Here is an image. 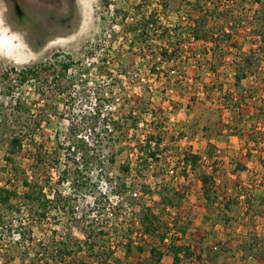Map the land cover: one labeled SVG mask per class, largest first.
I'll return each mask as SVG.
<instances>
[{"label": "trees", "instance_id": "16d2710c", "mask_svg": "<svg viewBox=\"0 0 264 264\" xmlns=\"http://www.w3.org/2000/svg\"><path fill=\"white\" fill-rule=\"evenodd\" d=\"M131 1L101 0L103 22L108 21L110 28L121 26L125 35L124 42H130L131 48L133 41L137 42L142 55L146 51L153 60H158V64L168 69L164 73L166 70L170 74L176 72L174 68L168 67L171 63L186 58L194 60L196 87L192 92L205 84L202 77L209 74L207 71L215 73L216 66L219 68L228 61L232 71L230 80L227 83L220 82L214 89L207 88L205 93L207 99L210 98V92L217 95V120H206L200 129L209 134L220 123L231 136L251 146L240 158L234 172L238 174L246 170L243 157L248 160L257 146H264V72H261L264 71V0H220L211 3V7L206 9L203 7L207 5L204 0H182V5L199 15L194 16L187 27H178L173 32L157 20L155 13H140L144 0L135 5L136 13L128 21L130 14L126 8L132 4ZM110 10L114 15L109 19L105 13ZM176 14L180 19L183 17ZM246 31L250 36L249 50L242 52L244 42L248 40ZM197 42H201L204 49L201 52L192 49L187 52L189 48L186 43L194 45ZM108 48L110 51L111 45ZM231 48H235L236 52L231 53ZM121 52L118 49L116 56L121 57ZM206 57L209 58L206 60L208 69L203 67ZM114 62L116 67L112 69L109 61L100 60L96 67L99 79L94 86L90 87V81L87 80L81 83L80 86L84 88L79 89L83 93H91L94 102L87 106L85 112L71 116L64 141L51 153L42 142L36 140L37 135L42 138L40 132L44 116L33 115V109L23 97H11L16 89L29 83L36 85L38 95L46 96V92L54 91V86L61 83V79L69 73L72 61L68 59L61 62L59 71L51 65H39L0 72V150L5 163V166H0V233L8 227L20 228L18 238L31 248L18 254L19 264H42L43 259L46 260L45 264H49L50 259L54 264H122L113 257L119 249L124 252V260L133 257L137 260L135 264H163L167 258L169 264H190L192 259L200 264H216L214 262L218 254L209 255L211 260L208 263V259H205L208 254H205L203 248L193 240L186 241L188 235L192 236L189 233L193 226L191 217L189 214L181 219L176 216L177 210L179 212L184 209L183 193L162 180L154 185L140 184L141 197L136 196L135 191L132 192L133 186L127 184L126 178L131 172L137 178L146 180L150 176L157 180L165 174L169 164L160 158L157 132H149L143 140L135 139V131L140 124H147L153 109L142 79L134 81L128 67L119 58L114 59ZM155 68L153 64L150 72L159 73ZM179 72L184 75L186 71ZM249 81H252L251 84ZM59 87L56 86L54 92L71 99L69 88L64 85ZM115 89L122 96L119 104L116 103L117 97L111 95ZM107 91L110 92L109 98L105 97ZM9 97L11 100L7 102ZM115 105L119 110L112 111ZM73 110L70 106L69 112ZM222 114L228 116L227 121L220 119ZM194 126L198 128L197 124ZM123 140L130 145L135 142L136 151L131 154H135L137 162L133 169L129 161L120 162L121 154L118 150L113 151L116 143L120 144ZM27 147L33 149V156L27 155ZM204 155L211 161V170L222 163L210 143ZM62 157L69 168L59 170L51 166L49 172L57 170V177H38L37 173L44 170L47 159L57 166ZM205 161L202 155L187 150L178 153L175 166L176 169L180 168L179 173L185 179L190 172L197 176L200 199L206 207L212 208L219 202L226 211L231 212L233 201L230 193L216 187L217 177L214 172L205 170ZM94 166L98 172L91 178L87 173ZM107 166H116L122 177L107 172ZM81 194L90 198L89 206L99 208L102 205L100 216L109 214L113 217L101 225L94 223V220L90 221L88 229L84 231L86 238L83 243L73 242L75 245H72L70 239L76 240L81 235L76 226V223H81V219L77 218L73 202ZM111 198L120 200L121 206L135 207L133 217L118 222V217L114 215L117 213L115 207L110 206ZM237 199L247 203L244 215L247 225L251 227H246L250 228L249 232L245 241L235 247L236 251L242 252L245 259L254 257L256 263L264 264V229L259 232L260 227L254 221L258 217L264 219V210H250L247 193L240 192ZM263 202H260V206ZM23 212H26L23 216L27 219L18 217L14 220L17 214ZM50 217L58 220V224L62 225L61 232L65 233L58 237L55 234L60 231L53 230V236L48 239L49 244L41 247L42 242H34L32 232L27 231L25 224L29 220L30 224H41ZM169 219H172V224ZM217 244L219 246L220 243ZM233 249L229 247L227 251L235 256ZM48 254L50 258L39 259L40 255ZM85 259L89 262H85Z\"/></svg>", "mask_w": 264, "mask_h": 264}, {"label": "rangeland", "instance_id": "374dc122", "mask_svg": "<svg viewBox=\"0 0 264 264\" xmlns=\"http://www.w3.org/2000/svg\"><path fill=\"white\" fill-rule=\"evenodd\" d=\"M204 1L207 5L203 7L206 9L211 7L213 2L217 3L220 0ZM166 2L168 0H144V3L143 0L131 1L132 4L127 5L126 8L130 14L128 21L135 15L137 7L135 5L139 3H143V7L140 8L141 14L155 13L157 20L166 25L172 32L173 29L178 27H187L191 22L190 20L199 15L194 10L182 5V0H169L165 5ZM102 11L101 0H0V72L9 71L10 68L21 69L39 65H51L56 71H59L61 62L70 59L73 63L69 73L58 84L60 87L64 85L69 88L71 99L64 98L62 94L59 95L54 92L55 87L58 86L56 85L57 82L54 91L53 89L49 90L46 92V96L38 95L36 85L31 83L16 89L12 93L13 97L11 98L23 97L28 101L33 109V115L40 114L44 116L40 132L42 138L37 135V142H42L45 149L51 153L59 143L64 141L72 119L71 116L85 112L88 109L87 106L94 102L93 98L91 100V93H83L80 90L84 88L80 86L81 83L83 84L87 80L90 81L88 83L90 87L94 86L95 81L99 79L96 67L99 65L100 60L106 59L110 62V67L115 69L114 59L119 58L128 67L129 75L134 81L142 79V83L147 87L146 95L149 98L151 109H153V115L148 117L147 124H140L135 131V139L143 140L149 132H157L160 139V158L162 162L169 164L165 174L157 180L150 176L146 180L137 178L131 172L125 178L127 184L133 186L132 192L135 191L136 196H141L140 184L149 183L154 185V183L162 182V180L165 181L171 188L184 194V209L179 212L177 210L176 216L178 215L181 219L188 216V214L190 215L193 226L190 228L189 233L192 236L188 235L186 241L193 240L196 245L202 247L205 254H208V257L205 258L208 259V263L211 260V255L218 254L214 262L216 264H262L256 263L254 257L243 258L242 252L237 253L235 247L245 241L244 239L250 229L246 227H251L250 224L247 225L248 222L245 220L244 215L247 203L238 200L237 195L240 192L247 193L250 210H264V202L260 206V202L264 200V146H257L248 160H244L243 157L242 161L245 162L246 170L236 174L234 172L236 165L251 146L231 136L229 132L223 130L224 127L220 123L209 134L203 133L200 129L206 123V120H217L215 111L219 106L217 95L210 92V98L207 99L205 93L207 88L214 89V87H218L220 82L227 83V80H230L232 71L227 64L228 61H225L219 68L216 66L215 73L207 71L209 74L202 77L205 84H202V88L199 86V90L192 92L196 87V64L194 60H187L186 58L183 61L179 60L176 63H171L168 67L174 68L176 72L170 74L167 71L168 69L164 68V65L158 64L159 61L153 60L151 55H147L146 51L144 53L146 56L142 55L139 52L137 42L133 41L132 48L130 42L125 43L123 39L125 35L121 26L115 25L110 28L108 21L104 23L102 20ZM246 12L248 11L246 10ZM176 13L183 15V17L178 18ZM105 14L109 19L114 15L111 10ZM121 14L122 12H120ZM104 34L105 36H103ZM246 34H248L246 35L248 40H245L242 52L249 50L250 36L247 31ZM190 42L192 41L190 40ZM109 45H111L110 51H108ZM186 46L189 48L187 52L191 49L192 51L201 52L204 49L201 42L194 45L186 43ZM118 49L123 51L121 57L116 56ZM230 51L234 53L236 49L231 48ZM208 59L206 57L203 60V67L206 69H208L206 64ZM153 64H155V69L159 73L150 72ZM165 69H167L165 72L167 74L164 73ZM179 71L186 72L184 75H180ZM168 77H170V82ZM251 82L249 81L250 84ZM112 94L113 98L117 97L116 103L122 102L120 91L115 89L113 93L111 92ZM105 97H110L109 91H107ZM11 98H7V102ZM117 105L113 106L112 111L119 110ZM70 106L73 107V112H69ZM220 119L227 121L228 116L222 114ZM196 124L197 129L194 126ZM131 143V145L126 144L125 140L120 144L116 143L113 151L118 150L121 154L119 156L120 162L127 163L129 161L130 167L133 169L137 161L135 160V154H131L132 151L134 153L136 151L135 142ZM208 143L214 146L215 155H218L220 161H222V163L213 167L214 170H211V165H209L211 161L204 155ZM187 150L202 155L206 160L205 165L207 168L205 170L209 173L214 172V176L217 177L216 187L220 188V191L230 193L233 201L231 212L226 211L219 202L212 208L203 204L200 199V186L194 173L190 172L187 179L181 177L180 168L176 169L175 160L178 153ZM26 153L29 156L34 154L31 147L26 148ZM22 156H24V152ZM46 162L47 165L42 171L43 173H37L38 177L42 175L57 177V170L49 172L51 166L59 170L69 168V166H66V160L63 157L57 166L51 164L52 162L49 159ZM0 166H5L2 150H0ZM105 170L111 172L114 176H121L116 166H107ZM97 172V168L94 166L90 167V173L87 174L94 178ZM63 189L65 188L63 187ZM143 197L147 198L146 196ZM109 201H111L110 206L115 207L114 211L117 213L114 215L118 217V222L121 220L128 221L133 217L135 207L121 206L120 200L118 201L116 198H111ZM73 202L76 207L75 211L78 214L77 218L81 219L80 224L76 223L81 232L80 239L79 237L75 238L76 240L74 238L70 239V244L75 245L73 242L82 244L85 240L84 231L88 229L90 221L94 220V223L101 225L107 223L109 219L111 221L113 216L110 217L109 214L108 216H100L102 205L99 208L95 205L89 206L90 198L82 194L78 195ZM24 213L26 212L20 215L17 214L14 220L18 217L27 219L26 216H23ZM29 221L25 224V227L27 231L32 232L35 243L42 242L41 247L49 244L48 239L53 236V230L60 231L55 234L58 237L65 233L61 232L62 225H59L58 220L55 218L50 217L41 224H30ZM168 221L172 224V219ZM254 221L260 227L258 231L263 232L264 219L258 217ZM14 228L17 230L14 231ZM19 231V227H8V229L1 231L0 264H19L18 254L31 248L26 245V242L24 243L18 238L17 233ZM25 237L27 239L28 236ZM217 243H220L219 246ZM229 247L234 248L232 253L235 256L229 254L227 251ZM198 254L199 252L196 251V255ZM43 257L50 258L51 256L49 254L46 256L40 255L39 259ZM113 257L120 260L122 264H135L137 262L133 257L124 260V252L121 249L117 250ZM168 261V258L164 259L163 264H169ZM49 262V264H54L51 259ZM85 262H89V260L85 259ZM45 263L46 260L43 259L42 264ZM108 264H111V262H108ZM190 264L200 263L192 259Z\"/></svg>", "mask_w": 264, "mask_h": 264}]
</instances>
